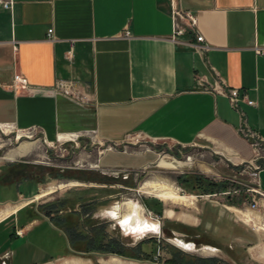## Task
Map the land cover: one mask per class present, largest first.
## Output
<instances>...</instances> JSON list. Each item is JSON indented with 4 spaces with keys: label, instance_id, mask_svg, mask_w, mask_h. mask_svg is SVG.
Here are the masks:
<instances>
[{
    "label": "crops",
    "instance_id": "0c3cea01",
    "mask_svg": "<svg viewBox=\"0 0 264 264\" xmlns=\"http://www.w3.org/2000/svg\"><path fill=\"white\" fill-rule=\"evenodd\" d=\"M177 3L196 14L207 50L172 39L171 0H16L12 9L0 6V126L38 130L50 143L89 134L118 144L134 133L184 146L200 141L233 165L251 160L253 147L240 128L244 116L264 139V53L255 49L264 48V0ZM16 72L29 81L17 91L9 85ZM219 76L247 89L256 103L242 102L236 110L213 88ZM59 78L72 80L81 97L56 90ZM150 162L149 153L124 150L100 159L106 167L133 169ZM44 180L43 172L0 163V264H49L76 251L62 199L49 196L54 191L38 198ZM260 181L264 190V169ZM166 217L180 223L172 231L188 236L192 215ZM191 229L198 232L191 238L207 233ZM204 244L232 252L235 264L247 253L211 238Z\"/></svg>",
    "mask_w": 264,
    "mask_h": 264
},
{
    "label": "rangeland",
    "instance_id": "374dc122",
    "mask_svg": "<svg viewBox=\"0 0 264 264\" xmlns=\"http://www.w3.org/2000/svg\"><path fill=\"white\" fill-rule=\"evenodd\" d=\"M44 137L38 130L0 126V163H12L20 170L27 169L33 173L43 172L45 180L40 193L55 187L48 193L54 191L49 196H56L64 202V220L68 222L65 227L71 229L70 233L74 237L72 247L76 251L49 264H171L169 261L175 264H235L232 252L228 251L229 255L224 249L205 247L208 238L214 244H225L234 249L237 246L245 247L247 253L244 252L242 256V264H264V201L259 195L254 198L260 201L261 216L254 215L257 219L252 222L250 219H253V214L245 210L252 202L250 193L241 191L196 197L202 194L191 192L178 184L180 176L193 174L224 182L231 189L242 185L241 182L249 178L245 173H240L245 168L243 165H233L216 156L207 144L197 141L184 146L137 133L128 135L118 144L101 141L89 134L55 143L48 142ZM24 146L30 147L26 154L15 160L2 159ZM110 146L113 147L112 151L149 153L152 162L144 168L135 169L138 172L137 180L134 174L124 179L112 172L105 173L108 168H119L106 167L100 163L101 156L110 150ZM206 167L209 168L205 170ZM57 175H60V181L54 180ZM149 181L173 185L183 196H193L194 203H191L192 200L162 201L152 193L146 194L142 187ZM71 182L78 184L72 185ZM181 188L184 191L181 192ZM133 202L141 205L147 219L158 222L159 230L127 233L119 220L111 217L114 210H118L121 215L129 212ZM145 202L150 203L151 207L148 208L158 214L161 220L146 212ZM175 211L177 214L186 212L194 217V224L184 227L186 232L188 230L187 237L171 230L180 225L176 219L166 217L175 216ZM253 223L256 227H253ZM232 224L241 228L240 232L246 234V238L232 234ZM192 227L207 233L191 238L192 234L198 233ZM181 237L193 243L194 248L184 250L178 247L173 241ZM143 240L145 243L139 246Z\"/></svg>",
    "mask_w": 264,
    "mask_h": 264
},
{
    "label": "built area",
    "instance_id": "2783aa9c",
    "mask_svg": "<svg viewBox=\"0 0 264 264\" xmlns=\"http://www.w3.org/2000/svg\"><path fill=\"white\" fill-rule=\"evenodd\" d=\"M16 0H0V6L5 8L12 9L15 5ZM172 6L170 9V13L173 19V33L172 39L177 43H184L190 47L195 48L198 51H205L209 48V45L205 42V37L202 33H200L197 28V16L196 14L191 11L190 9H185L181 7L177 0H171ZM49 32L52 31V28L48 29ZM126 34H130V31H126ZM194 34L195 40L192 39V35ZM189 35V36H188ZM255 49L258 53H264V48L260 45H256ZM12 89L17 91L23 86H28L29 81L28 78L22 74L21 72H16L14 74V79L11 84H9ZM54 88L64 94L81 97L78 89L74 87V82L68 79L59 78L56 80ZM213 88L226 95L236 110H242V102H247L248 104L254 105L256 102L255 100L249 96L248 90L242 87L236 86H229L225 80L219 76L216 83L214 84ZM243 115V114H242ZM8 125V124H5ZM12 126V125H11ZM244 137L250 142L253 147V158L249 161L242 162L240 165H243L245 168L240 173H245L249 178L245 180V182H241L242 185L237 186L236 188H231L225 193L231 192H241L245 191L250 193L253 198L252 202L245 207L246 212L252 213V220L256 216L260 215V201L254 198L256 195H259L260 199L264 201V190L261 186L260 181V172L264 169V139L260 136V134L248 126L244 116H243V123L240 128ZM77 138V137H74ZM113 147L110 146L108 149H112ZM112 172L117 176H122L124 179H128L129 177L135 175V179L137 180L138 172L133 168L128 167H119V168H108L104 171ZM184 191L181 188V192ZM184 193V192H183ZM217 193L213 194H202V195H195L196 197H209ZM245 203V202H244ZM146 208V212L151 214L152 216L156 217L157 219L161 220V217L158 214H155L152 210L148 207ZM243 211V209L239 208ZM261 216V215H260ZM242 220V219H241ZM244 221V220H243ZM253 227H256L253 223ZM258 228V227H257ZM176 238V237H175ZM4 263V262H3ZM5 264V263H4Z\"/></svg>",
    "mask_w": 264,
    "mask_h": 264
},
{
    "label": "bare ground",
    "instance_id": "6f19581e",
    "mask_svg": "<svg viewBox=\"0 0 264 264\" xmlns=\"http://www.w3.org/2000/svg\"><path fill=\"white\" fill-rule=\"evenodd\" d=\"M3 128V127H2ZM29 146H24L18 151L10 152L6 154L2 159L5 160H15L23 154H26L29 151ZM182 166V165H181ZM72 185L78 184L77 182H71ZM63 186V185H61ZM55 187H51L49 190H44L43 193L38 195V198L46 196L51 190ZM143 192L146 194H154V196L161 198L166 201H185L189 202L191 197L183 196L179 193V189L173 185H168L162 182L149 181L146 182L143 187ZM143 208L140 204L133 202L130 206L129 212L121 215L118 210H114L111 213L113 219L119 220L121 226L127 233H148L151 231L159 230L158 222L154 220L147 219L144 216ZM254 219H257L256 217ZM246 220V219H245ZM248 220V219H247ZM178 247H181L184 250H191L194 248L193 243H188L183 239H175L173 241ZM264 257V254L262 255ZM113 263V262H112Z\"/></svg>",
    "mask_w": 264,
    "mask_h": 264
},
{
    "label": "trees",
    "instance_id": "16d2710c",
    "mask_svg": "<svg viewBox=\"0 0 264 264\" xmlns=\"http://www.w3.org/2000/svg\"><path fill=\"white\" fill-rule=\"evenodd\" d=\"M59 176L60 175H57V177ZM177 181L182 187H185L196 194H213L224 191L227 188L226 183L224 182L213 181L208 177H202L193 174L182 175L177 179ZM158 202L161 203L160 201ZM145 204L147 207H151L150 203L145 202ZM144 243L145 240L141 241L138 245L142 246ZM169 262L171 264H175L171 261Z\"/></svg>",
    "mask_w": 264,
    "mask_h": 264
},
{
    "label": "water",
    "instance_id": "95a60500",
    "mask_svg": "<svg viewBox=\"0 0 264 264\" xmlns=\"http://www.w3.org/2000/svg\"><path fill=\"white\" fill-rule=\"evenodd\" d=\"M79 253H81V254H85V253H83V252H79Z\"/></svg>",
    "mask_w": 264,
    "mask_h": 264
}]
</instances>
